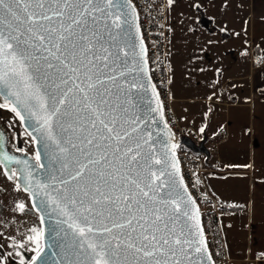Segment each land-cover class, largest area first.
Segmentation results:
<instances>
[{"label": "snow or ice", "instance_id": "obj_1", "mask_svg": "<svg viewBox=\"0 0 264 264\" xmlns=\"http://www.w3.org/2000/svg\"><path fill=\"white\" fill-rule=\"evenodd\" d=\"M149 52L133 0H0V110L34 148L0 138V177L36 217L0 264H216Z\"/></svg>", "mask_w": 264, "mask_h": 264}, {"label": "rangeland", "instance_id": "obj_2", "mask_svg": "<svg viewBox=\"0 0 264 264\" xmlns=\"http://www.w3.org/2000/svg\"><path fill=\"white\" fill-rule=\"evenodd\" d=\"M193 3L200 5V7L194 9L192 7ZM166 7L173 37L171 44L172 46L175 45L174 52L169 57L171 96L183 95L194 98L191 101H195L192 103L195 104L194 106L198 105L200 111L199 116L195 118L193 123L196 128L197 126L205 127V132L201 133L196 128H189L197 132L200 138L216 140L219 139L222 131H225L226 141L222 145L225 147L234 145V142L238 141L237 139L247 135L248 116L245 112H241V120H237L234 117L233 108L226 117L225 114L231 103L244 99V96L233 95L228 89L231 83L225 81V76L220 77L221 73H217L215 69H223L227 66L231 67L228 70L229 73L232 71L234 74H249L252 77V70L249 67L263 64L261 70L264 71V63H262L264 59V37L259 40L254 36L253 41L240 43L238 50L235 46L227 50L224 44L215 42L210 44L207 36L199 32L208 34V30L203 29L204 27L201 25L203 19L207 17L210 20L209 26L207 25L209 29H217L220 35L228 34L231 22L234 24L236 21V7L238 8L237 18L239 19L237 22V24L239 23L238 32L242 33L239 38L245 37V25L242 27L240 22L244 21L246 17L248 0H174L171 7H168L166 0ZM208 45L214 46L213 53H211V50L209 51ZM193 53L199 59H193ZM229 59L231 62H229ZM193 69L197 70L194 71ZM199 69H204V71H199ZM225 75L227 74L225 73ZM221 115L223 116L219 117ZM14 119V114L5 110L3 124L9 132L11 144H15V140L12 138L17 137L19 144H15V146H24L31 153L34 151L33 146L24 143L27 137L17 136L18 133L24 131L23 127L16 123L14 128H9V124L13 123ZM211 132H214L213 138H208L207 136ZM239 133L240 137L237 138ZM196 156L197 160H203L207 168L213 167V162L217 160L215 157L217 154L210 153L205 161L204 154ZM237 186L243 188L242 185L238 184ZM241 194L239 200L243 201L246 198H244L243 191ZM229 195H237L236 190L229 191ZM21 198H25L24 194L13 192L11 182L0 177V232L3 233V236L0 237V246H2L0 247V255L12 251L9 247L11 242L8 237L16 235L19 238L20 233L26 231L27 227L31 226V221L36 219L31 214L26 215L12 211L14 202ZM33 254L29 250H24L26 259ZM18 262L19 257L15 255L7 259V264H18ZM221 264H261V261L244 258L237 263Z\"/></svg>", "mask_w": 264, "mask_h": 264}, {"label": "crops", "instance_id": "obj_3", "mask_svg": "<svg viewBox=\"0 0 264 264\" xmlns=\"http://www.w3.org/2000/svg\"><path fill=\"white\" fill-rule=\"evenodd\" d=\"M237 17L238 8L235 7L236 21L234 24L230 21L229 33L225 35H220L217 29H209L207 25L209 26L210 20L205 17L207 23L201 25L203 29L208 30V34L201 31L199 33L207 36L212 43L224 44L227 50L232 46L238 50L240 43L251 42L254 36L259 40L263 39L264 0H248L246 17L240 22L242 27L245 25L243 38L236 35L239 33ZM208 46L209 51L213 53L214 46ZM171 49L172 54L175 49L174 44L173 46L171 44ZM262 65L249 67L252 70V77L249 74H234L232 71L229 73L231 67L227 66L223 69H215L216 72L217 69L220 70V77L225 76V81L231 83L228 89L233 95L244 96V99L230 104L225 117L230 114L232 108L237 120H241L240 113L245 112L248 116L247 135L240 137V133L237 134V138L240 137L238 141L228 147L222 145L226 141L224 138L218 144V153L215 156L217 160L213 162V167L207 168L203 160L198 159L195 172L198 191L210 195L219 203V220L230 259L227 263H237L244 258L261 261L260 255L264 254V71L261 70ZM172 98L176 116L181 124L195 129L193 122L199 116L200 109L198 105L194 106L195 104L192 103L195 102L191 101L194 98L183 95H173ZM199 128L201 127L197 126V131ZM213 134L214 132H211L207 137L213 138ZM208 156H204V161ZM238 184L243 188H239ZM231 190H236L237 195H229ZM242 191L245 201L239 200ZM225 206H238L240 209L231 211Z\"/></svg>", "mask_w": 264, "mask_h": 264}, {"label": "built area", "instance_id": "obj_4", "mask_svg": "<svg viewBox=\"0 0 264 264\" xmlns=\"http://www.w3.org/2000/svg\"><path fill=\"white\" fill-rule=\"evenodd\" d=\"M140 14L145 43L149 47V66L153 69V82L161 92V100L165 103V118L175 135L176 157L180 172L189 191L197 200L200 208L202 223L210 250L215 254L216 264L229 262L222 227L219 220L220 207L216 199L198 191L195 172L197 171V156L189 148L180 144L182 136H187L199 143L200 135L191 128L181 124L174 110V99L170 93V63L172 32L168 22L166 0H133ZM264 63V59L262 61ZM225 131L219 139L206 140L205 146L209 153L217 154V146L224 140Z\"/></svg>", "mask_w": 264, "mask_h": 264}, {"label": "water", "instance_id": "obj_5", "mask_svg": "<svg viewBox=\"0 0 264 264\" xmlns=\"http://www.w3.org/2000/svg\"><path fill=\"white\" fill-rule=\"evenodd\" d=\"M202 23L206 25L207 22H206V20L203 19ZM4 115H5V110H1V112H0V138L3 139L4 146L7 148V150L14 152V147L9 142L11 140L9 132H8L7 128L5 127V125L3 124ZM161 127H162V125H161ZM205 142H206V138H203L202 140H200L198 144L195 143L193 140H191L187 136H182L180 139V144L189 148L193 153L204 154V155L208 156L209 151H208L207 147L205 146ZM172 143H175V135L173 137ZM17 155H19V154H17ZM0 252H1V249H0Z\"/></svg>", "mask_w": 264, "mask_h": 264}, {"label": "trees", "instance_id": "obj_6", "mask_svg": "<svg viewBox=\"0 0 264 264\" xmlns=\"http://www.w3.org/2000/svg\"><path fill=\"white\" fill-rule=\"evenodd\" d=\"M195 155H200V154H195ZM225 208L231 211H237L240 209V207L238 206H225Z\"/></svg>", "mask_w": 264, "mask_h": 264}]
</instances>
